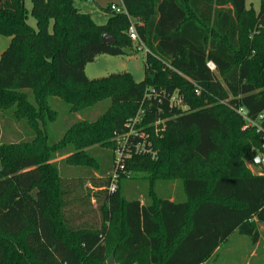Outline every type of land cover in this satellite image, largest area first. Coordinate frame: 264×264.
Masks as SVG:
<instances>
[{
    "label": "trees",
    "instance_id": "obj_1",
    "mask_svg": "<svg viewBox=\"0 0 264 264\" xmlns=\"http://www.w3.org/2000/svg\"><path fill=\"white\" fill-rule=\"evenodd\" d=\"M72 4L0 0V35L9 37L0 54V110L27 136L0 143V264H105L111 250L117 264H204L235 231L256 243L264 168L252 173L244 161L254 162L264 132V0L258 11L244 0H121L128 16L109 6L101 25ZM129 18L148 50L144 79L88 78L85 65L96 57L136 51ZM103 33L115 43H103ZM174 91L186 109L169 105ZM50 97L68 112L110 104L96 120L68 125L58 143L46 130L56 115ZM136 116L129 157L117 162L109 148L103 167L97 147L83 151L109 147L113 132H126ZM141 132L156 158L135 152L145 144ZM39 141L40 150L30 149ZM71 157L82 165H70ZM132 171L181 179L185 196L144 204L118 185L109 191L113 174L119 183ZM91 199L100 225L85 218Z\"/></svg>",
    "mask_w": 264,
    "mask_h": 264
},
{
    "label": "rangeland",
    "instance_id": "obj_2",
    "mask_svg": "<svg viewBox=\"0 0 264 264\" xmlns=\"http://www.w3.org/2000/svg\"><path fill=\"white\" fill-rule=\"evenodd\" d=\"M119 0H73V7L79 10L80 12L88 13L92 20L96 24H104L110 16L108 12V7L111 4H118ZM260 0H244L245 8H253L255 11L259 9ZM27 7H30V3L27 1ZM132 21L135 19L131 18ZM29 23L34 25L35 21L32 17L29 16ZM9 37L0 35V53L8 45ZM125 54L123 55H100L96 57L93 61L87 63L84 68L85 75L90 78H100L107 76L111 73H121L127 72L131 75L132 79L135 82H140L144 79V59L145 52L142 50H136L135 52L131 51L129 48H124ZM110 104V99H102L91 107L84 109L83 111L67 110V105L62 103L58 97L49 98V106L51 110L56 111V115L52 120L49 121L46 130L48 132V139L53 141L63 140V135L65 130L68 128V125L72 123L89 120L94 121L101 115H103ZM131 118L129 122L126 123L127 131L123 132L121 130H115L113 136L107 139V142H110L109 147L102 145L103 147H98V144L84 147L83 151H87L91 148H98V151L95 149V154L104 161L103 167L106 164L104 159L105 153L108 152L109 148L114 149L119 144V141L124 138L125 134L130 132H135V126L138 124L133 122ZM162 124V121L157 125L153 124V127L158 129ZM241 129H246V126L243 125ZM0 143H18L22 140H26L27 136L21 127L19 122L9 120L7 115L3 114L0 110ZM20 134V137L17 138V134ZM144 139L146 143H149L150 149L148 152L142 151L140 154L149 156L150 158H156L155 150L152 148V141L149 138ZM30 149H41V142H37ZM92 150V149H91ZM17 150L13 152L15 154ZM57 153V152H56ZM55 153V154H56ZM256 155L261 156L262 164L264 165V150L260 147L256 149ZM64 158H69L68 155ZM72 158V157H71ZM70 158V159H71ZM60 157L57 158L56 162L61 164ZM74 158L71 159L73 161ZM74 163L70 164L72 166L82 165L78 159H74ZM92 164V163H90ZM245 166L252 173H260L261 168L254 164L253 160L246 159L244 161ZM93 165V164H92ZM95 176L103 177L104 175L99 172H94ZM109 174H111L109 172ZM87 186L91 187L89 184ZM120 192L124 195L126 199L137 198L141 203H151L154 198L165 197L170 200H182L184 195L183 186L181 179L178 178H157L153 177L150 172L146 171H132L127 173L124 178L120 179L117 183ZM151 189V190H150ZM93 191H97V188H93ZM86 219L93 220L100 225L101 223V212L98 208V203L91 199L89 207L87 206V213L85 215ZM260 237L259 240L254 243L252 239L247 236L240 234L238 232L232 233L226 241L220 244L216 252L204 263V264H264V223L259 224L258 226ZM111 241L116 240L117 231H111ZM108 246H111L108 244ZM113 253L114 264H117L115 261L114 252L111 250L109 255ZM107 256V258L109 257ZM106 258V259H107ZM106 259L104 263L106 264Z\"/></svg>",
    "mask_w": 264,
    "mask_h": 264
},
{
    "label": "built area",
    "instance_id": "obj_3",
    "mask_svg": "<svg viewBox=\"0 0 264 264\" xmlns=\"http://www.w3.org/2000/svg\"><path fill=\"white\" fill-rule=\"evenodd\" d=\"M110 9L113 10V11H116V12H123L126 14L124 8H122V5H121V0H119V3L118 4H111L110 5ZM127 15V14H126ZM128 16V15H127ZM130 20V23H129V26H128V29H127V35L129 36L130 40L133 42L136 50H142L144 51L145 53L148 52L147 48L144 46V44L141 42V40L139 39L138 37V34H137V30H136V22L135 21H132L131 18H129ZM207 67L210 69V70H214L215 69V66L212 62H207ZM153 90H151L150 92H152ZM150 92L147 93V96L150 95ZM168 99H169V105L170 106H175V107H180L182 109H186V107L182 104V98L181 96L178 94V92L174 91L173 93L169 94L168 96ZM133 122H136L139 120L138 116L134 117L133 119ZM158 123H160L159 120H157L156 122H154V125H157ZM158 129L156 128V131ZM134 135L136 134V132H130L125 134L124 138H122L120 141H119V144L117 145V147L115 148L114 150V153H115V157H116V160L117 162L119 160H121V157L122 156H125V157H129L130 156V151H129V145L127 143V136L128 135ZM140 137H142L144 139V133L141 132L139 134ZM145 138H148L147 135ZM260 139H261V148L264 150V132H262L260 134ZM145 142V145L144 143L143 144H137L135 145L134 149H135V152L137 153H140L142 151H149L150 149L149 148V143L145 140H143ZM156 154V153H155ZM116 178H117V175L116 174H113L112 176V182L111 184L109 185V191H114L117 187V183H116Z\"/></svg>",
    "mask_w": 264,
    "mask_h": 264
},
{
    "label": "water",
    "instance_id": "obj_4",
    "mask_svg": "<svg viewBox=\"0 0 264 264\" xmlns=\"http://www.w3.org/2000/svg\"><path fill=\"white\" fill-rule=\"evenodd\" d=\"M101 41L103 42V43H105V44H113V43H115V38L112 36V35H110V34H108V33H103L102 35H101ZM252 154V153H251ZM254 163L257 165V166H259L260 168H263V164H262V160H261V156H259V155H256L255 157H254ZM106 263L107 264H114V259H113V253H111L110 255H109V257L106 259Z\"/></svg>",
    "mask_w": 264,
    "mask_h": 264
},
{
    "label": "crops",
    "instance_id": "obj_5",
    "mask_svg": "<svg viewBox=\"0 0 264 264\" xmlns=\"http://www.w3.org/2000/svg\"><path fill=\"white\" fill-rule=\"evenodd\" d=\"M6 47H7V46H6ZM6 47H5V48H6ZM5 48H4V49H5ZM4 49H3V50H4ZM3 50H2V51H3ZM2 51H1V53H2ZM1 53H0V54H1ZM263 168H264V165H263Z\"/></svg>",
    "mask_w": 264,
    "mask_h": 264
}]
</instances>
